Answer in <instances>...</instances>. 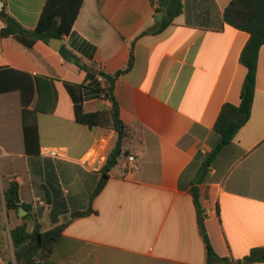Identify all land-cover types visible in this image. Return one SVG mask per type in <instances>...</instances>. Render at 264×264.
<instances>
[{
  "label": "crops",
  "instance_id": "crops-1",
  "mask_svg": "<svg viewBox=\"0 0 264 264\" xmlns=\"http://www.w3.org/2000/svg\"><path fill=\"white\" fill-rule=\"evenodd\" d=\"M46 2L0 0V12L33 29ZM183 2V12L154 33L152 0H83L70 32L61 38L60 47L65 44L108 72L126 65L136 38L133 66L117 79L115 96L121 118L137 127L138 138L127 145L135 165L128 156L119 159L93 200L94 212L69 222L49 264H206L194 185L220 256L242 259L264 246V44L251 115L216 156L206 179L195 182L218 140L214 125L223 104L241 101L247 67L240 54L249 32L222 22L230 0ZM4 25L0 15V68L45 77L53 91L44 85L42 94L34 90L28 101V108L40 107L37 155L26 152L20 89L0 92V191L16 180L21 201L50 211L44 186L54 165L69 211L85 208L117 132L78 122L65 82H85L83 107L95 112L110 104L98 90L102 80L96 74L87 79L85 70L50 42L37 40L28 47L1 36ZM144 30L149 32L141 35ZM51 146L62 147L65 157L46 155ZM22 221L13 220V226ZM7 233L10 246V229L0 222V238ZM3 253L0 246V264Z\"/></svg>",
  "mask_w": 264,
  "mask_h": 264
},
{
  "label": "trees",
  "instance_id": "trees-1",
  "mask_svg": "<svg viewBox=\"0 0 264 264\" xmlns=\"http://www.w3.org/2000/svg\"><path fill=\"white\" fill-rule=\"evenodd\" d=\"M82 2L83 0H47L39 23L33 29L23 26L14 16L2 10L0 15L4 17L5 25L1 29V36H13L28 47L33 46L37 40H44L48 43L52 37L63 38L70 32ZM152 3L155 7L154 17L159 21V25L151 31L154 33L160 32L171 24L184 10L183 0H152ZM211 3L215 4L214 0H211ZM222 22L249 32V38L240 54V61L247 67V73L241 90L240 103L226 102L219 112L214 125L218 140L201 164L195 182H202L206 179L216 156L226 145L232 142L239 128L251 115L256 91L259 51L264 44V0H230L223 12ZM148 32V30H144L141 35ZM135 41L136 38L131 42L129 59L126 65L114 72L104 70L96 61H85L65 44L59 48L63 58L74 62L85 70L87 79L94 74L100 77L103 84L98 90L110 102L107 109L86 112L83 107V89L87 86L86 83L65 82L74 102L76 120L89 126L101 124L111 127L117 132V139L100 168L95 187L89 194V203L85 208H76L69 211L68 200L56 176L55 167L54 165L51 166V169L48 170V185L44 186L46 201L51 206L49 219L52 226L48 229L43 228V224L39 219L43 214L44 207L38 208L32 202L20 200V184L18 181L11 180L3 192L0 191V203L4 204L9 212L15 211L19 214L20 208L26 210V213L22 216L23 221L10 228L13 257H6L3 253L4 264H49L48 259L64 228L73 219L94 212L92 206L94 198L105 186L111 170L119 163V159L128 156L129 148L126 145V139L130 131L136 126L125 122L121 118L120 105L115 96V84L119 76L129 71L133 66ZM44 85L47 87L46 89H49V92L53 91V85L45 77L33 76L30 73L12 68H0V92L12 88H19L21 91L25 106L23 109L24 143L28 154L37 155L40 153L37 116L40 107L38 103L33 108H28L27 105L30 94H33L34 90L42 94ZM237 116H243L244 121L242 123L237 122ZM192 194L197 210L199 229L205 243L206 264L264 262V246L253 247L249 254L242 259L231 260L228 257L220 256L216 252L207 232L205 226L206 210L201 202L200 191L196 185L192 187ZM68 212L69 217L66 220H61V216ZM2 240L1 237V249H3Z\"/></svg>",
  "mask_w": 264,
  "mask_h": 264
},
{
  "label": "rangeland",
  "instance_id": "rangeland-1",
  "mask_svg": "<svg viewBox=\"0 0 264 264\" xmlns=\"http://www.w3.org/2000/svg\"><path fill=\"white\" fill-rule=\"evenodd\" d=\"M155 23H156V21H155ZM41 122H43V116L41 118ZM136 138H138V129H137V127H134L130 131L129 136L126 139V145H129L130 142ZM2 187H5V182L3 183ZM39 219L42 222L44 229L50 228L52 226V222L49 219V209L48 208H45V210H43V214ZM63 219H64V217H63ZM13 220H22V216L17 214L15 211L9 212L6 209L5 205L0 203V222H1V224L3 223V227L6 231L8 230V232H9V229L13 226V224H14ZM30 227H31V225H30ZM6 237H7L6 239H5V236L2 237V239H3L2 240V242H3L2 248L4 249V253H5L6 257H13V245L12 244H10V246L8 245V233H7Z\"/></svg>",
  "mask_w": 264,
  "mask_h": 264
},
{
  "label": "built area",
  "instance_id": "built-area-1",
  "mask_svg": "<svg viewBox=\"0 0 264 264\" xmlns=\"http://www.w3.org/2000/svg\"><path fill=\"white\" fill-rule=\"evenodd\" d=\"M46 155L52 157V158H64L65 157V151L60 146H51L48 147L45 151ZM128 161L131 166H134L136 163V156L135 155H129Z\"/></svg>",
  "mask_w": 264,
  "mask_h": 264
},
{
  "label": "water",
  "instance_id": "water-1",
  "mask_svg": "<svg viewBox=\"0 0 264 264\" xmlns=\"http://www.w3.org/2000/svg\"><path fill=\"white\" fill-rule=\"evenodd\" d=\"M159 25V21L157 20L155 23V26ZM153 27H150L149 29L151 30ZM50 44L55 48V49H59L62 39L61 38H56V37H52L50 39ZM236 121L242 123L244 121V117L243 116H237L236 117ZM19 201V200H18ZM26 213V210L23 208L19 209V215L23 216Z\"/></svg>",
  "mask_w": 264,
  "mask_h": 264
}]
</instances>
